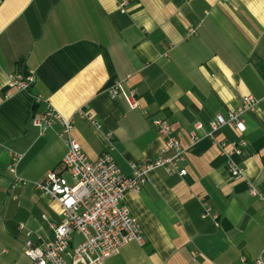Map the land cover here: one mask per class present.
I'll list each match as a JSON object with an SVG mask.
<instances>
[{
  "label": "crops",
  "instance_id": "0c3cea01",
  "mask_svg": "<svg viewBox=\"0 0 264 264\" xmlns=\"http://www.w3.org/2000/svg\"><path fill=\"white\" fill-rule=\"evenodd\" d=\"M130 1L122 13L116 0H0V264H32L27 240H52L50 223L62 217L35 187L67 152L59 123L44 133L31 123L48 104L73 117L72 135L91 160L111 131L126 174L162 154L155 118H167L187 149L185 175L153 169L140 192L126 194L145 244L131 242L105 264H256L264 250V200L249 191L264 193V0ZM16 72L34 75L29 89L9 88ZM127 75L140 109L109 94ZM245 95L259 99L246 133L232 125L215 133L228 143L247 138L236 157L244 175L234 178L206 132ZM11 151L24 154L25 182L8 169Z\"/></svg>",
  "mask_w": 264,
  "mask_h": 264
},
{
  "label": "built area",
  "instance_id": "2783aa9c",
  "mask_svg": "<svg viewBox=\"0 0 264 264\" xmlns=\"http://www.w3.org/2000/svg\"><path fill=\"white\" fill-rule=\"evenodd\" d=\"M119 10L126 13L130 0H116ZM194 31V29H191ZM34 82V75H23L20 72L10 73L8 86L14 90H27ZM129 75L116 81L109 89L112 98L122 95L129 107L140 109L141 104L136 90L127 87ZM10 92L5 94L8 97ZM34 100L39 102L43 95L35 94ZM259 99L253 95H245L241 104L226 115L217 114L208 122L206 136L216 143L226 157L227 170L234 178L244 175V167L236 159L243 153L247 138L237 141L216 140L215 133L225 125H232L241 134L247 131L246 117L254 111ZM81 115L89 116L82 110ZM100 127L101 124L92 119ZM32 125L39 127L44 133L55 123L61 125L60 135L65 138L67 152L61 161V169L49 170L45 177L35 182L37 190L57 201L61 208V220L51 222L53 238L35 247L32 240L26 242L25 253L32 258V264H105L107 258L116 254L122 247L138 242L145 244V238L137 218L125 203L128 192H140L147 180L149 171L164 168L168 173L185 175L187 168L182 165L187 153L180 139L174 134L167 118H155L153 123L164 136L162 154L144 168L133 166V172L126 174L114 159L112 132L106 133L108 142L104 153L96 160H91L73 137V117L59 112L51 104L41 113L31 118ZM203 123L196 121L191 136L198 140L197 130ZM3 145L0 143V149ZM22 153L11 151L8 169L14 175L15 182H25L18 175L17 166L23 158ZM251 195L264 200V193L256 185L250 184ZM256 264H264V250L255 260Z\"/></svg>",
  "mask_w": 264,
  "mask_h": 264
}]
</instances>
